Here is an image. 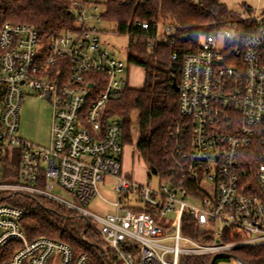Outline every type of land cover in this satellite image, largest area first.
<instances>
[{
    "label": "built area",
    "instance_id": "1",
    "mask_svg": "<svg viewBox=\"0 0 264 264\" xmlns=\"http://www.w3.org/2000/svg\"><path fill=\"white\" fill-rule=\"evenodd\" d=\"M107 1L73 0V27L47 39L32 24L0 28V192L73 211L86 221L84 242L95 224L121 264H181L187 257L248 264L235 251L264 245V17L230 22L202 36L184 57L173 166L166 174L147 170L139 182L123 170L124 119L110 113L109 104L130 86L124 63L99 36ZM153 25L149 47L174 43V27ZM26 85L51 102L48 147L18 135ZM15 156L18 179L4 180ZM152 175L158 177L154 186ZM107 178L115 180L117 200L114 212L101 216L86 205ZM170 211L176 212L172 222ZM24 213L0 204L2 264H89L86 253L75 255L66 242L29 239Z\"/></svg>",
    "mask_w": 264,
    "mask_h": 264
},
{
    "label": "trees",
    "instance_id": "2",
    "mask_svg": "<svg viewBox=\"0 0 264 264\" xmlns=\"http://www.w3.org/2000/svg\"><path fill=\"white\" fill-rule=\"evenodd\" d=\"M72 1L0 0V28L5 22L32 24L42 38L47 39L73 27ZM103 6L104 21L115 24L117 33L130 36L129 63L144 72L143 86L127 87L109 104L110 113L124 119L126 144L130 114L139 111L138 156L145 162L148 175L166 174L174 160L172 128L180 120L179 92L173 88V82L180 83L183 59L197 50L202 36L216 34L230 22H242L241 18L221 0H108ZM138 21L148 23L149 28H142ZM155 21L175 28L173 44L147 45L157 32ZM174 52L178 53L175 60ZM18 173V162L11 160L4 168L3 179L16 181ZM4 203L25 211L21 224L29 239L45 236L66 242L75 255L86 253L89 264H121L112 256L96 228L86 231L89 243L84 242L81 233L87 226L85 219L60 204L0 192V204ZM186 223L193 226L188 218H185ZM184 232L199 238L186 228ZM235 254L248 264H264V245L237 249ZM207 263V257H187L181 261V264Z\"/></svg>",
    "mask_w": 264,
    "mask_h": 264
},
{
    "label": "rangeland",
    "instance_id": "3",
    "mask_svg": "<svg viewBox=\"0 0 264 264\" xmlns=\"http://www.w3.org/2000/svg\"><path fill=\"white\" fill-rule=\"evenodd\" d=\"M226 3L228 8L243 18H257L264 17V0H221ZM102 44L104 47L115 52L118 59L124 63L126 69L125 74L128 76L130 87H142L144 83L143 70L129 63L128 47L130 44V36L128 34H119L116 32L115 24L107 22L99 23ZM24 97L19 109V128L18 135L29 142L36 145L48 147L51 137L52 125V105L51 102L39 95V93L29 88L27 85L23 86ZM131 124L129 139L126 140L125 154L123 158V170H127L129 178H134L141 182H145L147 176V167L145 162L138 156L136 142L138 137V122L139 111L134 110L130 114ZM17 161V157L15 156ZM153 186L157 184L158 177H151ZM115 180L107 178L104 182L98 184V192L86 208L91 212L105 216L114 212V207L111 204L117 200V194L114 191ZM57 194L61 197H66L64 191H58ZM188 203L200 205L199 203L188 200ZM169 221L176 219V212L170 211L167 216ZM94 227L96 228L95 224ZM236 256V255H235ZM3 259V253L0 251V260ZM1 262V261H0ZM217 264H238L235 258L220 260Z\"/></svg>",
    "mask_w": 264,
    "mask_h": 264
},
{
    "label": "water",
    "instance_id": "4",
    "mask_svg": "<svg viewBox=\"0 0 264 264\" xmlns=\"http://www.w3.org/2000/svg\"><path fill=\"white\" fill-rule=\"evenodd\" d=\"M173 88H174L177 92H179L180 87H179V84L177 83L176 80H174V82H173Z\"/></svg>",
    "mask_w": 264,
    "mask_h": 264
},
{
    "label": "crops",
    "instance_id": "5",
    "mask_svg": "<svg viewBox=\"0 0 264 264\" xmlns=\"http://www.w3.org/2000/svg\"><path fill=\"white\" fill-rule=\"evenodd\" d=\"M136 88H141V87H136ZM127 170H128V168H127ZM127 170L125 171V173L128 175L129 173L127 172ZM139 181V180H138ZM145 181V180H144ZM139 182H141V181H139Z\"/></svg>",
    "mask_w": 264,
    "mask_h": 264
}]
</instances>
